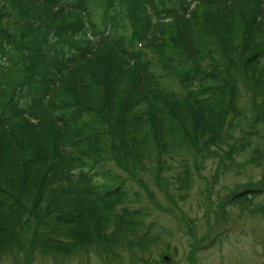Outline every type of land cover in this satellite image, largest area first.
Here are the masks:
<instances>
[{
  "label": "trees",
  "instance_id": "obj_1",
  "mask_svg": "<svg viewBox=\"0 0 264 264\" xmlns=\"http://www.w3.org/2000/svg\"><path fill=\"white\" fill-rule=\"evenodd\" d=\"M191 2L150 34L141 23L154 0H0V252L34 231L55 256L96 239L121 245L144 212L125 206L135 199L124 180L98 171L102 156L167 170L184 144L228 143L244 117L240 80L252 123L263 120L264 0ZM179 168L185 197L192 176L184 159ZM262 192L230 202L251 206Z\"/></svg>",
  "mask_w": 264,
  "mask_h": 264
},
{
  "label": "rangeland",
  "instance_id": "obj_2",
  "mask_svg": "<svg viewBox=\"0 0 264 264\" xmlns=\"http://www.w3.org/2000/svg\"><path fill=\"white\" fill-rule=\"evenodd\" d=\"M166 84L177 91L175 79ZM238 85L244 117L228 143L221 137L217 143L184 144L180 157L167 159L173 164L167 170L154 169L156 161L140 166L116 164L111 153L101 157L102 167L124 180L134 196L127 209L144 212L142 225L133 233L125 231L121 245L96 239L84 242L75 254L55 256L33 244L34 231L26 239L10 240L1 249L0 264H264V214L259 212L264 206V155L256 152L264 148V115L252 123V91L243 80ZM251 125L255 128L249 131ZM183 159L193 183L185 197L174 179ZM247 188L263 192L251 206L230 202ZM118 215L119 209L114 223Z\"/></svg>",
  "mask_w": 264,
  "mask_h": 264
}]
</instances>
